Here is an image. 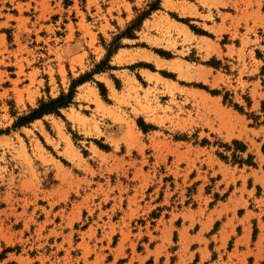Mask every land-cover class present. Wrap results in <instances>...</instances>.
Instances as JSON below:
<instances>
[{
	"label": "rangeland",
	"instance_id": "rangeland-1",
	"mask_svg": "<svg viewBox=\"0 0 264 264\" xmlns=\"http://www.w3.org/2000/svg\"><path fill=\"white\" fill-rule=\"evenodd\" d=\"M153 1L0 0V264H186L252 187L264 219V0H160L60 115L14 126ZM223 242L211 260L264 264V224Z\"/></svg>",
	"mask_w": 264,
	"mask_h": 264
},
{
	"label": "crops",
	"instance_id": "crops-1",
	"mask_svg": "<svg viewBox=\"0 0 264 264\" xmlns=\"http://www.w3.org/2000/svg\"><path fill=\"white\" fill-rule=\"evenodd\" d=\"M238 165L239 168L244 166V164ZM253 191L254 189L252 187L251 189H248V194H243L242 196L237 195L235 201L240 203V206L236 209L237 216L235 218L233 213H229L230 209H232L231 203H223L226 205L223 207L222 213V218L224 219L215 233H212L211 230L218 218H215L214 222L205 231H201V227L198 230H191L190 228L187 231L189 236V254H192V256L187 259L186 264H221L220 259L217 258L211 260L209 255L206 254V250L209 252V243L213 242L217 248L223 246L224 240L228 243L230 240L234 239V241L239 242L240 245H246V242L251 240L253 222L256 220L259 228L261 224H264V219L261 216H257L261 213L262 207H260L259 210L255 209V206L250 207L251 202L254 200L252 196H255V194L249 193H253ZM255 198L257 197L255 196ZM241 210L243 213L240 215L239 212ZM231 218H233L232 221L230 220ZM188 225L189 224H187V226ZM183 229L184 227L182 226L177 229L178 237ZM222 260H227V258L225 259L222 257ZM227 262H230L229 258ZM227 262L223 261V264Z\"/></svg>",
	"mask_w": 264,
	"mask_h": 264
},
{
	"label": "trees",
	"instance_id": "trees-1",
	"mask_svg": "<svg viewBox=\"0 0 264 264\" xmlns=\"http://www.w3.org/2000/svg\"><path fill=\"white\" fill-rule=\"evenodd\" d=\"M159 2L160 0H155L149 3L147 9H144L142 11L138 10L140 11L139 14L137 15L135 19L131 21L129 26L125 30L121 31V33L117 34L109 44H105L106 49H107V54L105 58L101 60L99 64L95 66L92 72H87L83 75H80L78 78L73 79L70 89L67 93L62 92L56 98H49L48 100H43V99L40 100L36 107L30 108L26 114L19 116L17 120L15 121L14 126L15 127L25 126L29 124L30 122L36 119L42 118L44 115H48V114L60 115V110L62 108H66L70 106V104L73 103L75 93H76V87L80 84L85 83L86 81L91 80V76L94 73L103 72L106 68L109 67L108 61L110 60V57L112 56V54L120 47V40L124 37H134L135 30L140 29L143 23V20H145V18H147L151 14L152 11L159 9ZM99 85L102 87V94L106 95V89L104 88V86L100 83ZM213 93L217 95L220 94V92L217 90L213 91ZM248 101L250 104L251 102L250 99H248ZM235 108L243 112V108L239 106L238 104H235ZM0 133H2V130H0ZM232 144L239 147L241 151L246 150V145L240 141L234 140ZM226 147L227 149H230V146H226ZM221 157L223 159H228V156H224L223 154H221ZM249 158L250 159L244 160L242 158H239V156H237L236 154L232 155V161L234 163H239L240 165H243V164L255 165L253 162H251L252 161L251 155L249 156Z\"/></svg>",
	"mask_w": 264,
	"mask_h": 264
},
{
	"label": "bare ground",
	"instance_id": "bare-ground-1",
	"mask_svg": "<svg viewBox=\"0 0 264 264\" xmlns=\"http://www.w3.org/2000/svg\"><path fill=\"white\" fill-rule=\"evenodd\" d=\"M164 5L167 7V8H172L173 7V1L172 0H166ZM182 9V8H181ZM140 58H143V59H147V60H150L151 57L147 54H141V55H138ZM173 67L175 69H177L182 75L184 76H187V77H190V78H194V77H198V78H202L203 75L207 74V72H205V70L201 69V68H195V69H191L190 67L188 66H185L183 64H179V63H176L173 65Z\"/></svg>",
	"mask_w": 264,
	"mask_h": 264
}]
</instances>
